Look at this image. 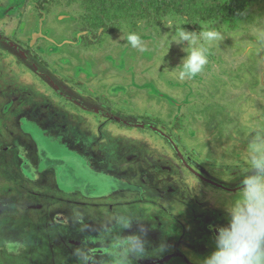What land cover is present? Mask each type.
Returning <instances> with one entry per match:
<instances>
[{
	"label": "rangeland",
	"instance_id": "rangeland-1",
	"mask_svg": "<svg viewBox=\"0 0 264 264\" xmlns=\"http://www.w3.org/2000/svg\"><path fill=\"white\" fill-rule=\"evenodd\" d=\"M93 14L84 0H0V264H80L78 249L106 264L99 237L117 213L146 230L138 264H200L239 194L248 138L264 128V0L234 27L171 18L221 35L198 41L208 62L183 80L186 53L163 23L95 29ZM227 86L237 107L207 108Z\"/></svg>",
	"mask_w": 264,
	"mask_h": 264
},
{
	"label": "clouds",
	"instance_id": "clouds-1",
	"mask_svg": "<svg viewBox=\"0 0 264 264\" xmlns=\"http://www.w3.org/2000/svg\"><path fill=\"white\" fill-rule=\"evenodd\" d=\"M162 23L170 30L172 43L181 45L186 53L177 66L178 78L183 80L200 73L208 59L207 49L198 41H219L220 33L204 28L199 32L188 31L182 27L185 24H178L171 18ZM125 38L131 48L141 52L147 50L137 33L130 32ZM247 156V172L241 180L239 194L225 208L227 223L216 226L214 248L200 264H264V128L250 134ZM134 222L139 225L138 231L125 235ZM145 234L144 226L133 216L113 215L112 228H105L99 237L104 244L106 264H138L148 248ZM76 254L80 264H95L90 249H78Z\"/></svg>",
	"mask_w": 264,
	"mask_h": 264
},
{
	"label": "trees",
	"instance_id": "trees-1",
	"mask_svg": "<svg viewBox=\"0 0 264 264\" xmlns=\"http://www.w3.org/2000/svg\"><path fill=\"white\" fill-rule=\"evenodd\" d=\"M75 2L76 0H68ZM254 0H98L103 18L96 12L97 0H84L94 11L89 20L92 27H106V22L120 23L124 20H148L161 24L168 18L179 17L187 25L215 20L227 21L234 27L237 19L245 15L246 7ZM98 21V22H97ZM114 27V26H112Z\"/></svg>",
	"mask_w": 264,
	"mask_h": 264
},
{
	"label": "crops",
	"instance_id": "crops-1",
	"mask_svg": "<svg viewBox=\"0 0 264 264\" xmlns=\"http://www.w3.org/2000/svg\"><path fill=\"white\" fill-rule=\"evenodd\" d=\"M212 87H213L212 88L213 91H211L212 94H215V93H217L219 91L218 88H217V86H213L212 85ZM228 87L229 86L223 87L222 90H221V92H220V94L218 95L219 98L212 100L211 101V104L210 105H207L206 107L207 108L216 107V104H217V107L222 108V109H227V110H231L233 107H237V105L239 103V99L238 98H239V95L241 93L234 92V89L228 90ZM215 91H217V92H215ZM240 91H242V90H240ZM242 99L244 100L245 97L243 96ZM192 113H195V111L192 112ZM215 113H216V111H207V114H209V117H208L209 118V121H210L209 123H212L213 122L214 119H211V117ZM194 116H195V114H194ZM193 130H194L193 133L189 135L190 137H189V141L187 143H192V141L196 138L197 131H195V127L193 128ZM206 133H207V136H206V139L205 140H207V142H208L210 140L208 136L211 135V134H209V132H206ZM188 150H190L191 153L193 152V149H191V147ZM206 160H207L206 162L210 163L211 165H214L216 163L212 156L209 157V158L206 157ZM121 186L124 187L126 185H120V187ZM129 187H131V186H129ZM126 189H128V188H126ZM84 196H86V194H84ZM11 249H12V253H16V248L15 247L11 246ZM169 258H171V256L165 257L162 260V262L168 261Z\"/></svg>",
	"mask_w": 264,
	"mask_h": 264
},
{
	"label": "flooded vegetation",
	"instance_id": "flooded-vegetation-1",
	"mask_svg": "<svg viewBox=\"0 0 264 264\" xmlns=\"http://www.w3.org/2000/svg\"><path fill=\"white\" fill-rule=\"evenodd\" d=\"M192 172V174H193V176H195L196 178H198L203 184H208V182H207V180H205V179H203L199 174H197L196 172H193V171H191ZM202 179V180H201ZM211 184V186H213V187H216V186H214V184L213 183H210ZM100 252V251H99ZM104 253V252H103ZM99 254V253H98Z\"/></svg>",
	"mask_w": 264,
	"mask_h": 264
}]
</instances>
